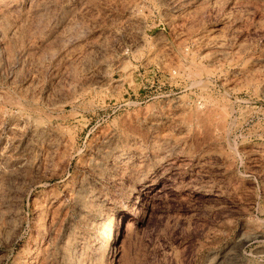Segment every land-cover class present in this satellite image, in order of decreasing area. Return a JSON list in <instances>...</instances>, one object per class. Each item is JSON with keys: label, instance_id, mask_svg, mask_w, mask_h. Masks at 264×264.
<instances>
[{"label": "rangeland", "instance_id": "374dc122", "mask_svg": "<svg viewBox=\"0 0 264 264\" xmlns=\"http://www.w3.org/2000/svg\"><path fill=\"white\" fill-rule=\"evenodd\" d=\"M0 5V264H264V0Z\"/></svg>", "mask_w": 264, "mask_h": 264}, {"label": "bare ground", "instance_id": "6f19581e", "mask_svg": "<svg viewBox=\"0 0 264 264\" xmlns=\"http://www.w3.org/2000/svg\"><path fill=\"white\" fill-rule=\"evenodd\" d=\"M0 6H1V5H0ZM197 82H198V81H197ZM195 84H196V83H195ZM208 114H209V113H208ZM43 115H44V114H43ZM50 116H51V115H50ZM206 116H207V115H206ZM46 117H47V116H46ZM197 117H198V116H197ZM39 125H40V124H39ZM42 129H43V128H42ZM55 130H56V129H55ZM34 133H35V132H34ZM31 134H32V133H31ZM102 152H103V151H102ZM19 165H20V164H19ZM22 165H23V164H22ZM168 187H169V186H168ZM164 188H165V186H164ZM164 188H163V189H164ZM170 188H171V187H170ZM170 188H169V189H170ZM178 188L180 189L179 186H178ZM169 189L167 188V190H169ZM167 190H166V191H167ZM176 190H177V189H176ZM201 190H202V189H201ZM166 191H164V192L162 191V193H165ZM203 191H205V189H204ZM200 192H202V191H200ZM81 193H82V192H81ZM195 193H196V192H195ZM208 194H209V191H208ZM199 195H200V194H199ZM44 217H46V214H45ZM110 232H111V228L108 226V227L106 228V230L104 231L103 236H102V238H104V239H103V242H102V243H103V246L101 245V246H102V250H103V248L105 247V244H106V242H107L106 239L108 238ZM102 238H101V239H102ZM102 243H101V244H102ZM106 245H107V244H106ZM98 249H99V248H98Z\"/></svg>", "mask_w": 264, "mask_h": 264}]
</instances>
